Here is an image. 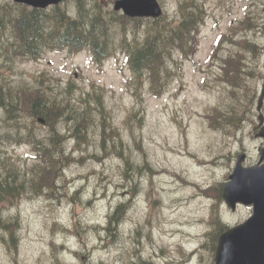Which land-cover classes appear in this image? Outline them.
Wrapping results in <instances>:
<instances>
[{
  "label": "rangeland",
  "instance_id": "rangeland-1",
  "mask_svg": "<svg viewBox=\"0 0 264 264\" xmlns=\"http://www.w3.org/2000/svg\"><path fill=\"white\" fill-rule=\"evenodd\" d=\"M116 1L97 3L114 11ZM200 1L208 14L199 27V45L160 95L149 81H137L123 53L101 67L86 51L46 50L38 60L21 58L10 53L0 33L1 81L49 92L68 89L67 95L85 99L96 116L87 138L71 136L65 143L76 162L54 198L25 195L4 204L17 240L0 227V264H213L216 251L207 235L215 216L228 227L249 219L252 208L233 212L218 187L228 182L239 153H247L246 166L258 161L260 140L253 129L264 84V0ZM159 2L166 20L178 23L183 0ZM60 5L73 15L77 1ZM242 39L256 48L231 42ZM230 57V69L245 71L237 88L221 78L222 58ZM96 92L105 104L107 131L112 130L107 143ZM230 108L244 115L240 126L217 117V110L224 115ZM68 123L61 130L73 135ZM37 133L44 138L50 132L38 124ZM5 149L19 164L35 157L25 144ZM118 205L123 217L112 235L105 229Z\"/></svg>",
  "mask_w": 264,
  "mask_h": 264
},
{
  "label": "trees",
  "instance_id": "trees-1",
  "mask_svg": "<svg viewBox=\"0 0 264 264\" xmlns=\"http://www.w3.org/2000/svg\"><path fill=\"white\" fill-rule=\"evenodd\" d=\"M75 1L77 8L72 15L66 6L39 10L0 0L2 43H6L10 53L17 57L34 60H38L46 50H65L70 54L86 51L91 62L99 67L116 52L123 53L137 81H149L155 95L166 92L169 82L179 74L176 69L180 71L184 60L195 53L199 45V27L205 23L208 14L200 0H183L179 6L180 19L174 24L167 21L165 15L156 20L130 19L105 10L97 0ZM98 23L100 26H97ZM245 27L249 28L244 23ZM131 35L133 38L129 40ZM231 42L253 50L256 48L245 39ZM220 43L221 39L217 46ZM231 57L222 58L221 67L226 69V75L219 76L237 88L245 71L239 67L230 69L226 61L230 59L231 62ZM43 88L26 85L15 87L0 80V227L9 231L14 243L17 240L16 224L12 218L5 217L4 204H14L25 195L54 198L66 170L76 162L65 143L71 136L78 141L87 138L86 132L92 128L91 124L96 118L88 102L67 95L70 93L68 89L58 93L44 91ZM96 93L94 100H97L98 116L104 120L102 133L107 143L112 130L107 131L105 125L107 113L102 94ZM248 113L251 115L250 110ZM222 116L226 118L227 125L233 126H240L245 119L235 108H230L224 115L217 110V117ZM41 119L50 132L44 138L37 133ZM68 122L74 126L73 135L61 130V124ZM23 144L30 146L35 154L31 163L19 164L15 157L4 151L7 146ZM114 148L117 149V146L114 145ZM223 188V184L218 187L220 198L223 197ZM122 217L123 206L118 205L110 214L105 231L113 235ZM227 229L220 217L215 216L213 231L207 235L213 252L220 235Z\"/></svg>",
  "mask_w": 264,
  "mask_h": 264
},
{
  "label": "water",
  "instance_id": "water-1",
  "mask_svg": "<svg viewBox=\"0 0 264 264\" xmlns=\"http://www.w3.org/2000/svg\"><path fill=\"white\" fill-rule=\"evenodd\" d=\"M11 1L47 10L66 0ZM114 10L131 19H159L164 15V8L159 0H117ZM263 104L264 86L257 106L261 126L264 123L261 112ZM40 123L45 124V121L41 119ZM257 137L264 138V127ZM259 155V163L247 167L244 165L247 155L240 154L224 187L223 199L232 211L242 205L253 207V213L245 222L230 228L220 236L213 264H264V146L259 149Z\"/></svg>",
  "mask_w": 264,
  "mask_h": 264
},
{
  "label": "flooded vegetation",
  "instance_id": "flooded-vegetation-1",
  "mask_svg": "<svg viewBox=\"0 0 264 264\" xmlns=\"http://www.w3.org/2000/svg\"><path fill=\"white\" fill-rule=\"evenodd\" d=\"M262 113H263V116H264V104H263V107H262V111H261ZM258 119H259V116H258ZM264 127V123H263V125L261 126V125H259V122H258V124L256 123V125H255V127H254V133H255V135H254V138H256L257 137V135L260 133V130H261V128H263ZM264 144H263V140H260V145L258 146V150H259V148L260 147H262ZM257 150V151H258ZM246 153V152H245ZM259 161V160H258ZM257 161V162H258ZM256 162V163H257Z\"/></svg>",
  "mask_w": 264,
  "mask_h": 264
},
{
  "label": "bare ground",
  "instance_id": "bare-ground-1",
  "mask_svg": "<svg viewBox=\"0 0 264 264\" xmlns=\"http://www.w3.org/2000/svg\"><path fill=\"white\" fill-rule=\"evenodd\" d=\"M97 26H100V25H99V23H98V25H97ZM104 26H105V25H104ZM105 27H106V26H105ZM105 27H104V28H105ZM99 28H100V27H99ZM108 29H109V28H108ZM108 29H107V30H108ZM101 31H102V30H101ZM72 39H74V38H72Z\"/></svg>",
  "mask_w": 264,
  "mask_h": 264
}]
</instances>
